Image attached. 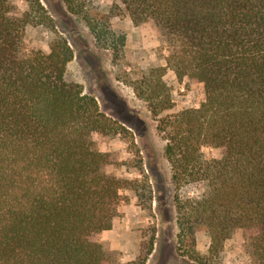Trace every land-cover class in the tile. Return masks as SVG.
<instances>
[{"label": "trees", "instance_id": "16d2710c", "mask_svg": "<svg viewBox=\"0 0 264 264\" xmlns=\"http://www.w3.org/2000/svg\"><path fill=\"white\" fill-rule=\"evenodd\" d=\"M20 1L0 0V264H118L99 238L130 183L107 173L112 155L93 139L115 136L116 122L66 80L73 50L49 10L26 0L21 13ZM66 3L100 39L110 18ZM121 3L134 24L159 28L177 78L204 86L199 108L164 122L174 179L205 188L200 199L178 203L182 237L187 231L193 245L207 232L212 244L200 264H218L239 229L250 264H264V0ZM30 26L56 35L48 52L26 46ZM204 147L222 158L206 159Z\"/></svg>", "mask_w": 264, "mask_h": 264}, {"label": "rangeland", "instance_id": "374dc122", "mask_svg": "<svg viewBox=\"0 0 264 264\" xmlns=\"http://www.w3.org/2000/svg\"><path fill=\"white\" fill-rule=\"evenodd\" d=\"M71 1L73 7H83L84 15L110 18L99 39L83 14L68 8L67 0H40L55 31L73 50L66 80L81 85L116 122L115 136H93L96 147L112 155L106 171L130 183L121 191L112 229L99 241L118 264H200V254L209 255L212 238L199 231L192 245L187 231L182 237L178 203L200 199L205 188L200 181L174 179V164L165 153L171 130L164 122L199 108L205 100L204 86L177 78L167 65L172 49L159 28L134 24L121 0ZM17 6L21 13L29 9L26 0ZM54 36L44 27L30 26L26 46L48 52ZM155 83L161 86L159 98L152 96ZM202 153L206 159L222 158L220 149L204 147ZM218 264H250L242 230L225 241Z\"/></svg>", "mask_w": 264, "mask_h": 264}]
</instances>
